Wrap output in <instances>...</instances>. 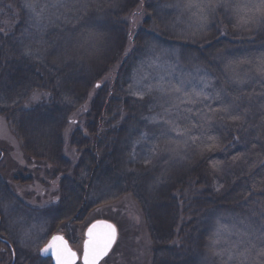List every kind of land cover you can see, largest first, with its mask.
<instances>
[{"label": "trees", "instance_id": "1", "mask_svg": "<svg viewBox=\"0 0 264 264\" xmlns=\"http://www.w3.org/2000/svg\"><path fill=\"white\" fill-rule=\"evenodd\" d=\"M25 3L0 0V113L14 118L18 132L21 121L32 150L37 142L47 149L32 160L61 161L68 130L80 147L59 207L46 211L50 220L130 198L154 235L153 264H195L196 253L213 246L210 219L218 214L231 220L221 222L224 238L236 229L261 245L264 22L240 19L253 17L249 0H220L203 10L189 5L207 0H36L39 19ZM140 6L143 21L132 38ZM161 78L165 85L183 81L187 93L203 89L207 98L168 113L172 98L148 93ZM140 92L143 99L134 94ZM256 105L257 130H248L243 114ZM165 119L189 131L177 136ZM171 153L184 163L174 164ZM157 178L162 185L153 184ZM227 241L215 250L237 240Z\"/></svg>", "mask_w": 264, "mask_h": 264}, {"label": "rangeland", "instance_id": "2", "mask_svg": "<svg viewBox=\"0 0 264 264\" xmlns=\"http://www.w3.org/2000/svg\"><path fill=\"white\" fill-rule=\"evenodd\" d=\"M142 12L143 9L140 6L137 13L132 17V38L134 37L136 28L143 21ZM131 48L132 42L130 41L128 51ZM93 95L94 93L92 92L89 102L85 105L86 110L90 107ZM259 108L260 106L256 105L254 112H252L251 107L247 106V110L244 112L243 122L245 118L250 121L248 130H257L254 123ZM13 120H8V118L0 113V150L4 152V159L0 165V217L3 220L1 229L3 241L8 240L11 242L17 254H20V252L28 247H32L35 250L38 248L36 250L38 251L54 233L65 232L69 237L73 235L72 239L77 238L80 240L84 234V230L92 222L108 220L118 228L119 239L114 253L106 264H153L152 241L154 235L149 233L147 221L143 219L140 208L130 198L104 206L92 207L88 205L86 213H80L73 219L65 220L60 214V218L55 224L56 227L51 230L50 226L55 222L50 220L45 209L53 206L60 197H64L61 188L73 177L71 176L73 173L72 169L78 162L80 147L77 146L76 142L71 141L72 130H68L65 135V145L60 150L61 161L47 163L45 161L37 162L34 159L32 160L31 156L37 158V155H35L37 151H41V154L44 155L47 153L45 152L47 149L42 147V142H37L39 143V147L32 150L27 140L28 135L21 121L17 123V127L20 128V135L12 124ZM184 142L190 145L192 140L187 139ZM184 142H181L182 145L179 147L182 152H184ZM245 143L247 142L243 141L238 146ZM168 157L174 164L177 162L184 163V160L181 159L182 156L171 153L170 155L168 154ZM46 158H48L47 155ZM160 183L161 181L157 178L153 184L158 185ZM154 188V186L148 188L150 193L153 192ZM145 191L147 193V187H145ZM39 212L43 214L39 216ZM53 220H56V218ZM210 220L215 234L221 231V222L224 220L225 222L231 221L228 217L221 214L214 215ZM41 221L43 222L42 224ZM71 221L73 222L68 223ZM202 221L204 220L199 216L193 224V231H197L191 239L190 248L192 250H195L197 246L198 230L202 228ZM70 229H72V234L68 232ZM239 233L243 232L239 231ZM222 235L224 236V233ZM226 235V240H233V238L238 240L241 237V235L236 234V229L232 232H227ZM242 237L246 240L249 239L248 235ZM77 247H79V244H77ZM212 249L213 246L206 252H200L201 254L196 253L195 264H213L212 259L216 256L211 252ZM182 258L183 256L178 259ZM181 261L183 262V260H179V262ZM10 262V249L5 243L0 241V264H10ZM22 263L21 261L19 262V264Z\"/></svg>", "mask_w": 264, "mask_h": 264}, {"label": "snow or ice", "instance_id": "3", "mask_svg": "<svg viewBox=\"0 0 264 264\" xmlns=\"http://www.w3.org/2000/svg\"><path fill=\"white\" fill-rule=\"evenodd\" d=\"M220 0H207V4L196 3L190 4L189 7H197L201 10L204 7H212L214 4L219 6ZM250 7L249 12H252L253 17L245 19L241 17L245 23L250 22L252 18L258 17L264 22V0H249ZM55 6V5H54ZM34 16L39 19L40 13L36 11V0H26L24 5ZM42 11V9H41ZM258 71L264 74V60L258 65ZM99 87V85H97ZM158 92L162 96L171 97L173 103L166 109V112L171 113L172 108H179L181 104H195L201 97L207 98L203 92V89L197 91L193 90L187 93L184 88V82L181 81L178 85L168 84L165 85L159 81L156 85L148 86V93ZM183 93V94H182ZM139 96L140 99L144 98L145 93H134ZM178 101L179 103H176ZM75 121H73L74 123ZM153 122H157L153 118ZM163 123L170 126V131L176 133L177 136H184L189 129L185 127L181 129L174 120L165 119ZM150 162V161H149ZM238 235L247 236L248 233H239ZM261 240V245H257L251 239L237 240L231 242L227 248H220L215 250L217 245L227 243L222 233L218 231L215 234V238L212 240L213 255L222 258L221 264H228L229 261L235 260L236 264H264V233L258 237ZM116 240V228L109 223L98 221L91 225L87 231V240L83 245V264H100V261L108 255L112 245ZM41 255H48L49 253L54 258L56 264H77V253L74 252L69 246L67 241L62 236H52L51 240L40 249ZM227 254V260L223 259V256Z\"/></svg>", "mask_w": 264, "mask_h": 264}, {"label": "flooded vegetation", "instance_id": "4", "mask_svg": "<svg viewBox=\"0 0 264 264\" xmlns=\"http://www.w3.org/2000/svg\"><path fill=\"white\" fill-rule=\"evenodd\" d=\"M4 159V152L2 150H0V165L2 163V160ZM1 179V177H0ZM1 183V181H0ZM56 204V203H55ZM53 205L51 207H48L47 209L49 208H52V207H55V208H58L59 205ZM47 209H45L47 211ZM43 213H40L39 212V216L42 215ZM47 214V212H46ZM2 219L0 217V241L5 243V245H7V247L10 249V253H11V262L10 264H19V262H23L22 264H56L54 258L52 256H48V255H41L40 253V249L42 247H44L48 241L51 240L52 236H55V235H61L65 241H67L69 247L77 253V264H83V245H84V242L85 240H87L86 238V232H87V229L88 227L93 223H91L90 225H88L84 230V234L82 236V238L79 240L77 238H74L72 239L73 235H71L70 237L68 235H66L65 232H60V233H54L47 242H45L44 245H42L40 247V249L38 251H36L38 248H36V250L32 247H28L27 249H24L22 252H20V254H17L14 246L12 245L11 242H9L8 240H5L3 241V238L1 237V229H2ZM55 223L53 225L50 226L51 230H53V228H55V224H56V220H53ZM43 222L41 221V224ZM68 223H72V222H68ZM45 225V224H44ZM47 227V226H46ZM45 227V228H46ZM69 233L72 234V229H70L68 231ZM77 244H79V247H77ZM116 247V246H115ZM115 247L113 248V250L108 254V256H106V258H104L100 264H106L108 259L112 256V254L114 253V250H115ZM35 250V251H34ZM19 255V256H18ZM20 260V261H19Z\"/></svg>", "mask_w": 264, "mask_h": 264}, {"label": "water", "instance_id": "5", "mask_svg": "<svg viewBox=\"0 0 264 264\" xmlns=\"http://www.w3.org/2000/svg\"><path fill=\"white\" fill-rule=\"evenodd\" d=\"M98 221H103V222H105V223H109V224H112L115 228H116V240H115V242H114V244L112 245V248L110 249V251H109V253L112 251V249L114 248V246L116 245V243H117V241H118V236H119V232H118V228L116 227V225L114 224V223H112V222H110V221H108V220H97V221H95V222H93L92 224H94V223H97ZM91 224V225H92ZM91 225L89 226V227H91ZM88 227V228H89ZM87 231H88V229H87ZM59 236H61V235H59ZM86 238H87V232H86ZM69 246V245H68ZM108 253V254H109ZM45 256V255H44ZM48 256H52L50 253L48 254ZM108 256V255H107ZM104 258H106V256L104 257ZM103 258V259H104ZM102 259V260H103ZM101 260V261H102ZM100 261V262H101Z\"/></svg>", "mask_w": 264, "mask_h": 264}]
</instances>
